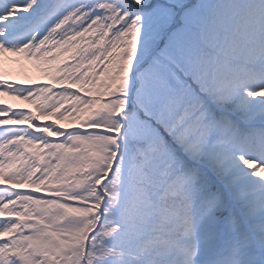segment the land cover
Returning a JSON list of instances; mask_svg holds the SVG:
<instances>
[{
	"label": "snow or ice",
	"instance_id": "obj_1",
	"mask_svg": "<svg viewBox=\"0 0 264 264\" xmlns=\"http://www.w3.org/2000/svg\"><path fill=\"white\" fill-rule=\"evenodd\" d=\"M5 56L0 264H264V0H0Z\"/></svg>",
	"mask_w": 264,
	"mask_h": 264
},
{
	"label": "rangeland",
	"instance_id": "obj_2",
	"mask_svg": "<svg viewBox=\"0 0 264 264\" xmlns=\"http://www.w3.org/2000/svg\"><path fill=\"white\" fill-rule=\"evenodd\" d=\"M46 65L31 60H17L13 56H5L0 62V73L4 71L14 76L16 81L27 82L29 80H41L47 75L45 74ZM12 98V97H10ZM21 101V100H20ZM23 106H30L25 101H21Z\"/></svg>",
	"mask_w": 264,
	"mask_h": 264
},
{
	"label": "trees",
	"instance_id": "obj_3",
	"mask_svg": "<svg viewBox=\"0 0 264 264\" xmlns=\"http://www.w3.org/2000/svg\"><path fill=\"white\" fill-rule=\"evenodd\" d=\"M48 79V77L46 76L45 77V80H47ZM64 123L67 125V124H69L70 122H68V121H64ZM71 124H72V126H74V122H71Z\"/></svg>",
	"mask_w": 264,
	"mask_h": 264
}]
</instances>
